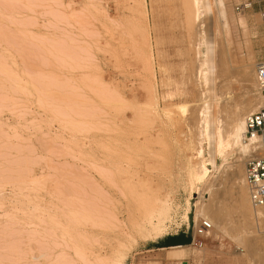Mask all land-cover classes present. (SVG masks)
Returning a JSON list of instances; mask_svg holds the SVG:
<instances>
[{
  "label": "rangeland",
  "instance_id": "rangeland-1",
  "mask_svg": "<svg viewBox=\"0 0 264 264\" xmlns=\"http://www.w3.org/2000/svg\"><path fill=\"white\" fill-rule=\"evenodd\" d=\"M193 1L0 0V264H264L250 158L196 130L201 100L262 103L264 2Z\"/></svg>",
  "mask_w": 264,
  "mask_h": 264
},
{
  "label": "bare ground",
  "instance_id": "bare-ground-1",
  "mask_svg": "<svg viewBox=\"0 0 264 264\" xmlns=\"http://www.w3.org/2000/svg\"><path fill=\"white\" fill-rule=\"evenodd\" d=\"M196 2H197L196 0H195V2L193 1V3H196ZM193 3L190 2V4H193ZM199 3H200V0H198V2L196 3V7H195L196 9L194 8L195 11H197V17H198V14H199L198 12L201 11ZM194 6L195 5L193 4V7ZM208 6H209V4H208ZM194 9H193V12H195ZM193 14H192V16H194ZM193 18H195V16ZM192 20H190V21H192ZM198 21L199 20H197V22ZM203 34H204V31H203ZM197 36H198V34H197ZM248 76L250 78L249 82L251 84V87L254 88V82L252 80V76L254 77V81L257 84L255 73L250 72V73H248ZM257 88H258V86H257ZM100 91H98V92H100ZM259 93H260V91H259ZM201 95H203V94L199 95L200 98H201ZM231 95H232L231 92L228 91V92H224V94H223V96L221 98H216L215 97L214 100H210L211 99L210 98V99H206L203 102H202V100H201V102L200 101L198 102V106L199 105L200 106L198 108V114H197V119H196V125H197V129L196 130L198 131V134H200L203 137L202 138L203 143L206 144L211 149L212 156H210L211 157L210 160L213 161V162H215L216 158H220L222 160V163H227L228 152L237 153L238 156L242 157V158H255V157L259 156V153L257 154V150L259 148H254L255 146L254 147L252 146V145H254V143H256V138L253 137V138L248 139L245 136V133H246V124H245L246 116H245V114L246 113L240 108L239 104L236 101L232 100V96ZM260 96L262 97L261 99L264 100V96L261 93H260ZM200 98H199V100H200ZM201 99H203V98H201ZM223 101H231L230 104H228V105H226L224 107V112H225V115H226L227 120H228L227 123H224L223 120L221 119L220 115H219L220 109H221V107H220L221 106V102H223ZM45 106H47V105H45ZM52 109L54 110V108H52ZM51 112H52V110H51ZM248 112H251V111H248ZM66 116H65V118H68ZM68 116H70V115H68ZM63 118H64V116H63ZM72 119L73 118H71V120ZM71 120H70V122H71ZM71 125L72 124H69V127ZM80 126H82V125L80 124ZM246 141H248V143H246ZM201 150H202L201 147L197 148V150H196V155L197 156H202ZM206 162H207V160L204 159V161L201 162V164L199 163V166L196 169V174L198 176H205V174L207 173V169H205V163ZM250 206L252 207L251 203H250ZM200 211H201V216L204 217L205 211L201 210V208H200ZM156 215H158V216H156V222L155 223L153 222L151 224L148 223V224H150L149 226H157L159 224H162L165 220L168 219L167 217H168L169 213L167 211H165L162 214H156ZM248 216H252L253 217V220H254L255 225H256V231H257V233H259L260 231L258 229V224L260 223L264 227V212L261 211V210L253 209L252 214L249 213ZM147 217H148V219H145V220H147V222H149V219H151V216L149 218V215H147L146 218ZM153 217H155L154 213H153ZM152 219H154V218H152ZM81 220L84 221V217H82ZM89 220H86V221H89ZM144 222H146V221H144ZM145 226H147V225H145ZM139 227H140V225H139ZM142 227H143V225H142ZM237 241H240V239H237ZM252 244L251 243H247V245L244 246V250L247 252V254H249V258L247 259L249 261H251V259H253V257L251 256V253L255 252V248L253 247ZM175 248L178 249V248H181V247H175ZM263 257L261 259H263L262 261L264 262V258ZM111 261H115V260L113 259ZM111 261L109 263H106V264H118V260H116L115 262H111Z\"/></svg>",
  "mask_w": 264,
  "mask_h": 264
},
{
  "label": "built area",
  "instance_id": "built-area-1",
  "mask_svg": "<svg viewBox=\"0 0 264 264\" xmlns=\"http://www.w3.org/2000/svg\"><path fill=\"white\" fill-rule=\"evenodd\" d=\"M264 0H244L235 7L237 13H245L252 10ZM264 15V10L260 12ZM264 18V16H262ZM256 82L260 93L264 96V61H258L254 66ZM245 136L250 139L255 137V145L259 148V156L250 158L244 167V178L249 201L254 209L264 211V100L258 108L248 114L245 119ZM209 221L202 220L195 226L194 231L198 235H206L212 230Z\"/></svg>",
  "mask_w": 264,
  "mask_h": 264
},
{
  "label": "crops",
  "instance_id": "crops-1",
  "mask_svg": "<svg viewBox=\"0 0 264 264\" xmlns=\"http://www.w3.org/2000/svg\"><path fill=\"white\" fill-rule=\"evenodd\" d=\"M175 236H177V235H175ZM188 239H186V238H183V237H174L173 239H172V244H179V246H177V247H183V246H187L188 245ZM173 248H175V247H173Z\"/></svg>",
  "mask_w": 264,
  "mask_h": 264
},
{
  "label": "trees",
  "instance_id": "trees-1",
  "mask_svg": "<svg viewBox=\"0 0 264 264\" xmlns=\"http://www.w3.org/2000/svg\"><path fill=\"white\" fill-rule=\"evenodd\" d=\"M189 240V239H188ZM175 246H179V244H170V245H167L165 247H175Z\"/></svg>",
  "mask_w": 264,
  "mask_h": 264
}]
</instances>
